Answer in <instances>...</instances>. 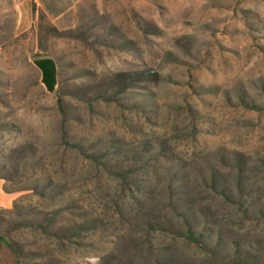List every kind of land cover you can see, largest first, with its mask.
I'll return each instance as SVG.
<instances>
[{"label":"rangeland","instance_id":"obj_1","mask_svg":"<svg viewBox=\"0 0 264 264\" xmlns=\"http://www.w3.org/2000/svg\"><path fill=\"white\" fill-rule=\"evenodd\" d=\"M65 22L0 0V264H264V0Z\"/></svg>","mask_w":264,"mask_h":264},{"label":"crops","instance_id":"obj_2","mask_svg":"<svg viewBox=\"0 0 264 264\" xmlns=\"http://www.w3.org/2000/svg\"><path fill=\"white\" fill-rule=\"evenodd\" d=\"M30 2L52 24L62 27L67 18L76 14L77 6L81 0H30Z\"/></svg>","mask_w":264,"mask_h":264},{"label":"water","instance_id":"obj_3","mask_svg":"<svg viewBox=\"0 0 264 264\" xmlns=\"http://www.w3.org/2000/svg\"><path fill=\"white\" fill-rule=\"evenodd\" d=\"M42 73V83L51 93L56 91L58 84V66L54 58H40L33 61Z\"/></svg>","mask_w":264,"mask_h":264}]
</instances>
